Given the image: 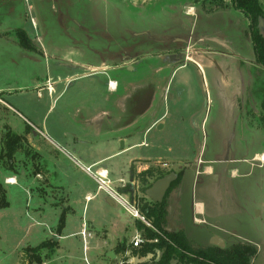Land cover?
Wrapping results in <instances>:
<instances>
[{
  "label": "rangeland",
  "instance_id": "374dc122",
  "mask_svg": "<svg viewBox=\"0 0 264 264\" xmlns=\"http://www.w3.org/2000/svg\"><path fill=\"white\" fill-rule=\"evenodd\" d=\"M93 4L100 7L96 8ZM103 4L104 2L96 3L93 0H56L53 3L54 7L50 8L52 10L45 9L39 12L37 9L39 29L42 31L46 26L48 31L55 34L53 37L58 44V48L53 49L57 55L51 57L48 63L49 73L53 78L58 77L62 80L60 82L56 80L51 97L46 89H40L38 91L40 97H37V89L34 88L23 89L18 93H0L1 98L9 104L8 109L0 107V148L2 132L5 130L2 125L5 123L9 124L12 131L17 134H22L28 122L35 123L39 129L37 134L24 135L25 152H18L12 163L6 158L0 159V178L15 174L19 179V182L13 185L11 182H6V178L5 182L11 185L3 184L9 205L0 208V264H14L18 259L22 260L21 252L28 246H34L44 239H53L50 231L58 225L59 216L63 211L61 206L65 202L68 207L67 205L64 207L65 231L63 232L79 230L83 220L88 227L93 225V228H87L88 232L92 233V237H88L89 250L84 253L80 235L72 237L69 241H75L76 244L63 245L56 255L59 258L48 264H87L88 262L98 264L94 255L96 252L104 253L105 249L94 250L91 247L93 240H102L105 237L107 243L111 245L117 241H127L134 232L131 224L134 218L119 203L114 202L112 205L109 202L111 197L103 189H97V183L84 168L93 160L105 157L102 164L109 170L110 179H108L112 189L121 186L119 179H122L125 185L131 181L134 186V198L138 204L141 201L138 199H149L138 190V173L144 170L152 171L153 175L159 171L167 174L177 172L181 164L183 165L185 161H194L198 154L192 146L190 125L197 115L209 110V105L206 107V103L210 100V88L204 78L205 63L199 62L200 67H198V62L188 54L196 51L198 57L202 54L213 55L214 52L232 51L233 49L226 43H220V39L223 40V32L214 33L217 35L213 37H202L196 33L195 31L200 32L206 28L205 23L210 20L206 18V14H203L204 11L200 6L195 5L196 15L193 24L190 25L194 33L189 32L185 43L175 44L181 54L174 67L183 64L185 58L184 66L173 75H170L171 68L158 69L164 66V61L162 56L155 55L159 52L165 53L166 50L174 47L170 46L169 36L162 45L142 38L141 47L136 45L138 39L131 38L132 47H138L133 48L131 59H139L141 66L135 67V70L125 68L122 71H115L109 76L99 74L92 78L75 79L64 89L66 76H75L83 72L78 69L71 70L68 66H64V62L77 65L76 62L86 58L83 53L88 47L90 48L89 44L95 43L106 48L107 44L110 48L115 45L110 39L86 41L87 30L89 36L95 37L90 33L92 27L99 33L103 32V29L115 28V22L110 19L113 16L111 8ZM171 6L175 7V5ZM147 9H150V6H147ZM48 11L49 13L46 14ZM52 11H63L61 22L55 21L50 24L49 17L53 14ZM126 12L127 10L122 11L120 17L129 20L130 27L134 29L135 21L131 13L126 14ZM158 13L160 14V10ZM96 14L100 18L99 22L96 25L87 24L90 17H96ZM159 14L152 11L150 14L152 21L155 24L165 21L167 23L164 22L163 25L167 26L170 22ZM76 29L81 30V33L76 35L74 33ZM258 29L261 32L262 27L258 26ZM100 36L99 34L98 37ZM79 37L81 39L83 37L86 46L78 45L74 41ZM165 44L170 48H166ZM82 47H86V51ZM122 59L118 56L114 62L120 63ZM3 62L4 66L7 65L4 60ZM57 63L63 65L59 67ZM21 66L12 70L21 74ZM18 78L20 80L21 77ZM108 78H115L121 87L125 83V87L123 86L121 90L119 86L117 91L113 93L109 91L107 94L105 91ZM94 79L102 80L104 84L94 86L91 83ZM129 81L134 86L128 88L126 83ZM259 81V95L264 97V75H260ZM15 83L16 74L14 76L9 70L1 68L0 85L13 86ZM154 89L156 101L152 108L144 113L150 90ZM105 95H109V100L98 102L97 107L110 110L109 116H100V122L107 124L112 130L96 135L92 129L96 109L90 102L91 98L100 99ZM16 98L20 99V106L17 105ZM118 98L121 104H116ZM195 112L198 114L195 115ZM192 115L194 118L191 120ZM159 117L161 119L146 131L152 119ZM127 122H131L130 128L124 127L127 126ZM33 129L36 132L35 128ZM129 145H131L129 148L124 149ZM117 150L120 152L113 154ZM163 161H167L168 165H160ZM98 166H101V163L90 165L91 173H94ZM130 168L134 170V179L131 178ZM37 170L40 173L38 177L35 176ZM77 182L91 194H95L92 200L85 201ZM123 194L129 197L127 192ZM169 195L170 193L167 196V204ZM61 201L64 203L60 204ZM39 206L44 210L40 211ZM122 253L125 258H121L123 264L153 263L150 259L151 255L133 256V248L131 249L130 246ZM131 257H134L132 262H124Z\"/></svg>",
  "mask_w": 264,
  "mask_h": 264
},
{
  "label": "crops",
  "instance_id": "0c3cea01",
  "mask_svg": "<svg viewBox=\"0 0 264 264\" xmlns=\"http://www.w3.org/2000/svg\"><path fill=\"white\" fill-rule=\"evenodd\" d=\"M55 1L0 0V69L5 68L14 76L16 74L15 85H0V93H18L22 92L23 89L34 88L37 89V97H40L38 92L40 89H46L51 97L56 80L58 82L62 80V78L56 76V79L53 78L49 73L48 63L50 58L57 55V53L53 52V49L58 48V44L53 37L55 34L48 31L46 26L41 31L36 17L37 9L39 12H43L45 9L49 10L54 7L53 3ZM93 1L96 3L104 2L107 7L111 8L113 16L110 19L115 22V28L112 30L103 29V32L99 33L94 31L92 27L90 33L95 37L89 36V30H87L86 41L94 42L98 39H110L115 45L113 44V47L110 48L107 44L106 48L97 46L95 43L89 44L90 48H87L89 52L85 50L86 47H82L86 51L83 53L86 58L76 62L78 63L77 65L64 62V66H68L71 70H83L79 75L66 76L64 78V81L66 80L64 89L68 83L71 85V82L75 81V79L92 78L99 74L109 76L113 75L115 71H122L125 68L135 70V67L141 66L139 59H131L132 50L137 47H132L131 38L138 39L136 45L141 47L142 38H147L149 41L162 45L169 36L171 38L169 40L170 46L174 47L170 48L165 44V47L170 49L166 50L165 53L159 52L155 55L162 56L164 61V66H160L158 69L171 68L170 75H173L174 72L184 66L185 58L183 64L174 67V64L178 63L179 54H181L178 53L176 45L185 43L189 32L194 33L190 25L193 24L196 15L195 10L197 8L195 5L200 6V9L204 11L203 14H206V18L210 20L205 23L207 24L206 28H203L200 32L195 31L196 33H199L202 37H213L217 35L214 33L223 32V40L220 39V43H226L228 47L233 49L232 51L226 53L224 51L214 52L213 55L202 54L198 57L196 51L188 54L190 58H194L198 62V67H200L199 62L205 63L206 74L204 78L210 88V100L206 103V107L209 105V110L197 115L190 125L192 127L191 136L193 137L192 146L195 147L198 154L194 161H185L183 165L179 166L180 169L178 171H183L182 178L168 197L165 229L183 231L187 240L194 247L216 245L210 242L213 236H218L222 239V245H216L219 247L225 246L233 239L251 242L257 247L254 264H264V162L255 160L258 155L264 153V97L259 95V78L260 75H264V67H261L256 59L249 34L248 17L231 6L229 1H225V5L220 7L208 2L201 3L202 0ZM171 5H175V7ZM94 6L96 8L100 7ZM147 6H150V9H147ZM124 10H127L126 14L128 12L131 13L135 21L134 29L130 27L129 20H124L125 17H120L121 12ZM158 10H160V14ZM152 11H155L163 19L168 20L170 23L167 26L169 27H164L163 23L165 21L157 23L158 25L155 24L150 15ZM52 12L53 14L49 17L50 24L55 21L57 23L61 22L63 11ZM48 13L49 11L46 12V14ZM99 19L96 14V17H90L87 24L96 25ZM261 25V33L264 34V20H262ZM17 30L25 32L33 46L32 49H24L19 45L15 35ZM74 33L76 35L77 33L80 34L81 30L76 29ZM99 34L101 35L100 37H98ZM126 39L129 41H126ZM74 41L78 45L86 46L83 37L82 39L79 37L78 40L75 39ZM118 56L123 58L122 62L115 63L114 61ZM3 60L7 65H3ZM57 64L59 67L63 65ZM19 65H22L20 67L21 74L16 73V70H12V68H18ZM18 77H21V81ZM91 83L94 86L101 85V83L104 84L102 80L98 79H94ZM119 86L115 78H108L105 92L107 94L109 91L113 93L119 89ZM123 86L125 87V83L122 87L120 86L121 90H123ZM126 86L129 88L134 85L130 84L129 81ZM155 89L150 90L144 113L150 110L156 101ZM108 100L109 95L102 96L100 99L91 98L90 104L93 107L95 106L94 108L96 109L92 123V129L96 135L112 130L107 124L100 122V116H109L110 110L97 107L98 102L102 103ZM15 101L17 105H21L19 98H16ZM116 104H121L119 98L118 101L116 100ZM2 106L6 109L9 108V104L0 96V107ZM194 114L198 113L195 112ZM161 117L155 120L152 119L146 131L154 126ZM193 118L194 115L191 116V120ZM130 123L127 122V126L124 125V127L130 128ZM26 124L31 127L26 135L38 133L39 129L35 123L28 122ZM7 125L10 126L9 124ZM33 128H35L36 132ZM130 146L124 147V149ZM118 152L120 150L113 154ZM104 161L105 157H100L93 160L88 166L100 165L101 163V166H98L96 171L106 169L109 178V170L102 164ZM186 163L188 164L186 165ZM160 165L167 166L168 162L163 161ZM35 176H40L38 170L35 171ZM5 178H11V184L13 185L19 182L15 174L3 177L4 184H10L5 182ZM77 184H79L85 201L92 200L95 194H91L89 190L84 189L81 183L77 182ZM109 202L114 205L112 199H109ZM62 203L64 202L61 201L60 204ZM38 204L40 205V203ZM66 205L65 202L61 206L62 212H64ZM38 208L40 211L44 210L40 206ZM137 221L139 220L134 218L131 223L134 227V232L125 241L126 248L129 246L131 249L133 248L131 239L138 232ZM82 227L85 229L84 240ZM87 228H93V225L88 227L84 220L81 222L79 230L68 233L63 232L65 231V224L60 230H58L57 225L56 228L50 231L52 240L56 243V249L49 257H45L44 254L46 253L42 251L44 257L40 264L56 261L59 258L56 255L60 248L63 245H75V241L69 240L79 235L81 236L83 251L87 253L89 250L88 237H92V233H89ZM44 240H41L38 244ZM117 243L111 245L107 243L105 237L102 240H93L91 247L94 250L105 249L104 253H95L94 259L97 260L96 263L123 264V260H121V258L125 259L123 251L114 252ZM111 251L114 253V257L108 255V252ZM132 255L137 257L146 256H139L134 253ZM158 256L159 252H156L151 255L150 259L154 262ZM20 258L22 260L18 259L14 264H27L29 261V257L24 251L21 252ZM133 258L124 260V262L130 263L134 260ZM87 264L91 263L88 262Z\"/></svg>",
  "mask_w": 264,
  "mask_h": 264
},
{
  "label": "trees",
  "instance_id": "16d2710c",
  "mask_svg": "<svg viewBox=\"0 0 264 264\" xmlns=\"http://www.w3.org/2000/svg\"><path fill=\"white\" fill-rule=\"evenodd\" d=\"M198 1V0H195ZM225 1H229L231 6L243 12L249 19V34L256 55L257 62L264 65V35L258 29L259 18L264 19V1L262 0H202V2L212 3L215 6L225 5ZM17 42L24 49H32L33 46L23 30L15 31ZM3 124L5 129L2 135L0 159L6 158L9 163L13 162L18 152L23 150L25 142L24 135L29 133L31 127L25 125L22 134H17L12 131L10 126ZM1 136V133H0ZM177 177L172 181L164 194L163 198L158 201L150 199H138L137 206L141 215L150 223L147 226L141 221H137L136 227L140 231L145 242L141 247L133 249V253L139 256L148 254L154 255L159 252L157 260L152 264H254V258L257 253V247L248 241H239L233 239L225 246L219 247L216 245H207L204 247H194L186 238L183 231L166 230L167 223V196L171 190L176 187L181 178L183 171L180 170ZM167 173L159 171L153 175L152 171H141L137 175L138 190L144 194L145 189L150 187L152 183L166 175ZM131 178L134 179V170L130 168ZM6 179V178H5ZM4 179V180H5ZM3 179H0V208L9 205L6 192L3 187ZM128 185L119 186L118 191L127 192ZM143 198V197H139ZM135 199V198H134ZM65 213L62 212L59 216L58 230L64 225ZM56 249V243L52 239L44 240L34 247L25 248L28 263H41L42 258L51 256ZM126 249L125 242H118L114 252L123 251ZM42 251L46 254L42 255Z\"/></svg>",
  "mask_w": 264,
  "mask_h": 264
},
{
  "label": "built area",
  "instance_id": "2783aa9c",
  "mask_svg": "<svg viewBox=\"0 0 264 264\" xmlns=\"http://www.w3.org/2000/svg\"><path fill=\"white\" fill-rule=\"evenodd\" d=\"M256 161L264 162V153H261L255 159ZM84 170L90 174V176L95 180L97 183V189H103L114 202L119 203L125 209V211L133 218L138 219L139 221L145 223L147 226H150V223L146 221V219L141 215L139 208L137 206L136 200L130 199V197H125L123 192L118 191L117 188L112 189L110 180L107 176L106 169H100L91 173L89 166L85 167ZM104 173V174H103ZM6 182H12L11 178H7ZM121 186H124L126 183L120 179ZM196 205V204H195ZM196 210V206H195ZM83 226H85L83 224ZM85 229L82 227V236L84 240ZM145 242V239L141 236V233H136L133 238L131 239V245L133 248L141 247V245Z\"/></svg>",
  "mask_w": 264,
  "mask_h": 264
},
{
  "label": "water",
  "instance_id": "95a60500",
  "mask_svg": "<svg viewBox=\"0 0 264 264\" xmlns=\"http://www.w3.org/2000/svg\"><path fill=\"white\" fill-rule=\"evenodd\" d=\"M262 18H259L258 21V26L262 27ZM259 65L261 67H264V65H261L259 63ZM177 177V173L176 172H169L168 174L164 175L161 178L156 179L152 185L150 187H148L147 189H145L144 191V195L147 196L151 201H155L158 202L160 201L164 194L166 193L170 183L172 181H174ZM127 193L129 194L130 199L134 198V186L132 184L131 181H128V190ZM211 243L216 244V245H222V239L218 236H213L210 240ZM108 255L110 257H114V253L108 252Z\"/></svg>",
  "mask_w": 264,
  "mask_h": 264
},
{
  "label": "flooded vegetation",
  "instance_id": "af4514ba",
  "mask_svg": "<svg viewBox=\"0 0 264 264\" xmlns=\"http://www.w3.org/2000/svg\"><path fill=\"white\" fill-rule=\"evenodd\" d=\"M178 53H181V51H178ZM182 53H183V51H182ZM184 54V53H183Z\"/></svg>",
  "mask_w": 264,
  "mask_h": 264
},
{
  "label": "bare ground",
  "instance_id": "6f19581e",
  "mask_svg": "<svg viewBox=\"0 0 264 264\" xmlns=\"http://www.w3.org/2000/svg\"><path fill=\"white\" fill-rule=\"evenodd\" d=\"M104 174V173H103Z\"/></svg>",
  "mask_w": 264,
  "mask_h": 264
}]
</instances>
